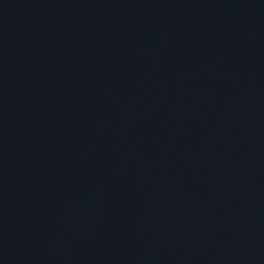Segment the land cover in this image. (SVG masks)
Instances as JSON below:
<instances>
[{
  "label": "water",
  "instance_id": "95a60500",
  "mask_svg": "<svg viewBox=\"0 0 264 264\" xmlns=\"http://www.w3.org/2000/svg\"><path fill=\"white\" fill-rule=\"evenodd\" d=\"M0 264H264V0H0Z\"/></svg>",
  "mask_w": 264,
  "mask_h": 264
}]
</instances>
